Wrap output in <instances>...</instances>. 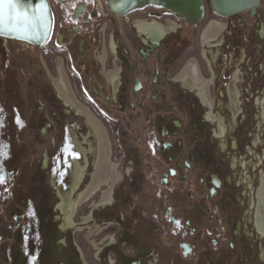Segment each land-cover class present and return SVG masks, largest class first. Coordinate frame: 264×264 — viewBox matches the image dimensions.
Here are the masks:
<instances>
[{
	"label": "flooded vegetation",
	"instance_id": "flooded-vegetation-1",
	"mask_svg": "<svg viewBox=\"0 0 264 264\" xmlns=\"http://www.w3.org/2000/svg\"><path fill=\"white\" fill-rule=\"evenodd\" d=\"M48 3L53 25L45 46L0 37V128L9 121L10 132H37L41 145H69L70 152L64 157L59 147L49 178L47 150L39 163L38 201L53 220L45 239L35 240L44 258L31 264H264L256 225L264 182V106L257 105L264 100L263 0L230 17L214 11L206 19L205 12L197 27L156 6L120 15L108 0ZM212 22L222 29L204 41ZM192 62L199 86L182 78ZM60 72L105 125L120 177L81 204L76 226L66 230L63 198L78 200L91 186L98 142L88 117L58 91ZM51 131L58 141L48 142ZM35 183L29 213L38 202ZM28 225L23 252L31 257Z\"/></svg>",
	"mask_w": 264,
	"mask_h": 264
},
{
	"label": "rangeland",
	"instance_id": "rangeland-1",
	"mask_svg": "<svg viewBox=\"0 0 264 264\" xmlns=\"http://www.w3.org/2000/svg\"><path fill=\"white\" fill-rule=\"evenodd\" d=\"M204 1L206 6V19H208L214 16V10L211 0ZM260 13L264 15V0ZM261 21L264 22L263 19ZM18 87L23 97L24 85ZM70 120L72 121L71 118H66V122H70ZM10 130L9 121L0 128V146H3L4 152V155L0 157V175L3 176V183H0V264H31L34 261L44 258V252L41 254L35 246V240L45 239L46 232L44 228L46 226L49 227L53 220L51 211L47 210V207H49L48 204L44 205L38 201L44 195V193H41L43 186L40 181L41 173L39 171V163L42 155L47 150L49 157L52 158L48 178L56 175L59 164L58 160L60 161L61 157L59 147L63 149L62 153H64V157H67L70 154L69 145H57L54 148L50 145H41L43 139L40 133L33 132L28 134L24 130H21L20 127L14 133L10 132ZM53 138L58 141L56 132L51 131L48 134V142ZM263 149L264 147L262 146L258 150V154L263 155ZM13 176L15 179L11 183L10 180ZM32 179L37 182L34 185L39 188V191L36 200L38 202L32 203V211L29 213L27 206L31 195L29 190ZM34 189L33 187L32 192ZM34 192L37 194L36 191ZM28 222L31 223L30 229L34 239L31 257H28L23 252V248L25 246L28 247L29 242L27 238L30 232ZM55 237L51 236V240L49 241L48 255H50L49 260L51 261L54 259V252L56 250L54 248V239H52ZM68 239L74 241V236L68 235ZM81 241L85 246L86 243L83 240ZM86 248L89 249L87 246ZM64 256L62 253L61 255L59 254L60 262L68 260L67 256ZM88 260L91 261L90 254L88 255Z\"/></svg>",
	"mask_w": 264,
	"mask_h": 264
},
{
	"label": "water",
	"instance_id": "water-1",
	"mask_svg": "<svg viewBox=\"0 0 264 264\" xmlns=\"http://www.w3.org/2000/svg\"><path fill=\"white\" fill-rule=\"evenodd\" d=\"M211 2L215 13L230 17L249 10L255 11L262 0H211ZM20 3L30 13L34 10L37 22L31 27H21L15 32H0V37L42 48L50 39L53 25L48 0H20ZM108 3L111 10L120 15H127L150 6L161 7L193 27L202 22L206 12L204 0H108Z\"/></svg>",
	"mask_w": 264,
	"mask_h": 264
},
{
	"label": "bare ground",
	"instance_id": "bare-ground-1",
	"mask_svg": "<svg viewBox=\"0 0 264 264\" xmlns=\"http://www.w3.org/2000/svg\"><path fill=\"white\" fill-rule=\"evenodd\" d=\"M217 23L212 22V24L207 28V30L204 34V41H206L208 38L213 37L217 31L216 29L221 28ZM193 62L190 64L189 69L186 67V69H188V70L183 72L182 78H187L188 76L189 77L191 76V78L193 79V83H195V86H196V84H198V83H196L195 80L198 79V76H197V73L195 72L197 69L195 67L196 64ZM199 76H201V75L199 74ZM64 77L65 76L62 75V72H60V78L54 80V83H55L58 91L61 93V95L64 96V98L66 100V104L69 107L73 108L78 113L84 114L85 116L88 117L90 123H92V126L95 127L94 128L95 129V135H96L97 142H98V149H97V153H96V158H97L96 172L93 175L91 186L88 188L86 193H84L83 195H81L78 198V200L73 201V200H71V198H68V200L66 201L65 197L63 198L64 207L61 206L62 210H63V218H64V223H65L63 226V229L66 230L69 227L76 226V222L73 218H74V214H75L76 209L81 204L86 202L93 194H95L94 192H96L98 190L102 191L104 189L107 190L108 188L110 189L115 183H117V181L120 180V177H119V173L117 171V165L114 164L113 162H111V160L109 158L111 150H110V144H109L108 139H107L108 136L106 135L105 125L101 122V120L87 106H85L82 102H80L77 98L74 97V93L71 89L70 83L67 79L65 80ZM197 86H199V84ZM203 90L206 91L205 88ZM257 105L264 106V100L258 101ZM257 140L261 141L260 139H257ZM256 143H258V142H256ZM75 176L76 177L79 176L78 170L76 171ZM263 181H264V179H263ZM262 183H263V185L261 187V190H260V193L258 196V197H260L259 204L262 207L261 209H263L261 212L262 218L259 216L257 217L258 219H257L256 225H257L259 232L262 233V235L264 236V182H262ZM111 191L104 192L103 202H102L103 205L109 202L110 196H111L110 195ZM92 199L89 200V202L92 201ZM66 206L69 207L68 211L67 210L65 211ZM95 207H97V206L95 205ZM259 212H260V210H259ZM85 221H89V218H86ZM91 234L94 235V234H96V232L92 231ZM95 247H96V244H95Z\"/></svg>",
	"mask_w": 264,
	"mask_h": 264
},
{
	"label": "snow or ice",
	"instance_id": "snow-or-ice-1",
	"mask_svg": "<svg viewBox=\"0 0 264 264\" xmlns=\"http://www.w3.org/2000/svg\"><path fill=\"white\" fill-rule=\"evenodd\" d=\"M37 20L34 10L30 13L24 9L20 0H0V32H15L21 27H31ZM3 155V146H0V157ZM73 157L78 158L75 153ZM0 183H3L2 175Z\"/></svg>",
	"mask_w": 264,
	"mask_h": 264
}]
</instances>
